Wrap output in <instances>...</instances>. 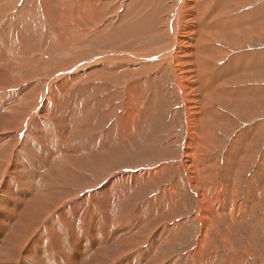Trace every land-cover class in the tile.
I'll use <instances>...</instances> for the list:
<instances>
[{"label": "rangeland", "instance_id": "1", "mask_svg": "<svg viewBox=\"0 0 264 264\" xmlns=\"http://www.w3.org/2000/svg\"><path fill=\"white\" fill-rule=\"evenodd\" d=\"M61 1L72 22L50 26L48 16L62 17L59 3L36 0L33 16L28 4L22 15L10 8L13 20L2 26L11 33L21 22L14 48L26 56L54 32L62 39L68 24L69 50L56 56L57 45L54 58L44 57L49 75L69 73L42 96L58 134L51 140L39 131L49 141L40 145L48 160L70 151L73 158L75 148L83 154L70 160L69 173L33 159L10 170L0 159L8 184L0 201L21 200L25 191L44 199L11 237L8 210L16 203L0 204V250L9 254L0 264L27 256L38 262L23 264H264V0ZM154 53L170 60H147ZM47 81L41 75L36 89ZM73 116L77 132L61 139ZM17 151L28 161L30 149ZM54 205L65 207V219L47 217Z\"/></svg>", "mask_w": 264, "mask_h": 264}, {"label": "bare ground", "instance_id": "2", "mask_svg": "<svg viewBox=\"0 0 264 264\" xmlns=\"http://www.w3.org/2000/svg\"><path fill=\"white\" fill-rule=\"evenodd\" d=\"M6 3H5V2ZM0 0V35H2V39L0 40V47H3V48H9V46H11V50L10 52L8 53V55H3V54H0V159L4 160L7 158V166L10 167V170L13 169L15 170L16 169H19L22 165H25V164H28V167L30 168L31 165H32V159L35 161V162H38L40 161V163H43V164H46V163H49V165H52L58 169H63L65 170V172L69 173L67 171V167L69 166V164L71 163L70 160H73L74 158H78L80 155H82V151L80 148H75L74 152H78V155L74 156L73 158H70L68 156H70L72 153L71 151L66 153V154H63V155H58L56 156L55 158L52 160V158L50 160L49 157L46 158V151L44 149L41 148V145L40 143L41 142H45V143H49L48 139L43 137L42 135L39 134V131H43V132H47V137H51V140H52V134H58V129L55 128V123L56 121H54V117L50 116V117H47L43 112V108H44V105L45 103L42 101V96H44L45 94L47 95V93L51 90V85L52 83H54L55 81H57L58 79L62 80L64 79L65 77H68V73H69V68L67 67L66 69L64 70H57L56 72H53L52 75H49L48 71H50V68H51V63H48L47 60H45L44 57H51V58H54L52 56V52L55 51V46L58 45V48H61L62 47V50L59 51V53L55 54L56 56L58 55H61L63 53V50H67L68 45H70V43L73 41V39L71 40L70 38H68L67 35H69L68 33V24L65 25L64 27H61V29H64L62 31L63 34V37L62 39L58 38L59 36L54 34V40L53 39H50L47 41V46L45 45V48L44 46L41 48V49H37L36 52H33V53H30L31 55H26V56H22L18 53L15 54V43L17 41V39L20 41L19 37L22 38L24 37V35L22 34V31H21V25L20 21L17 20V21H13V31L11 33L8 32V28H6L5 26H2L4 25L3 24V21H12L13 19H10L8 18L7 14H9L11 11H14L16 10L17 11V15H22V12L24 11L25 9V6L26 4L27 5V15H32L34 14V6L32 5V3L35 4V7L37 8L36 6V3L38 2H35L36 0H22L19 5V7L17 8V3L18 1L20 2V0H17V3L15 5H13V0ZM41 2H43V0H40ZM138 1V0H136ZM15 2V1H14ZM54 2V0H53ZM68 2V1H67ZM135 2V1H134ZM139 2V1H138ZM144 2V0H143ZM56 3L58 4L59 3V6H60V9H61V12H62V17L58 20H55V18L53 16H48L49 18V25L52 26L54 24H57L58 26H62V23H63V19L64 18H69L70 17V13H68V9H67V5L69 4H65L64 2H62L61 0H56ZM55 3V5H56ZM137 3V2H136ZM135 3V5H136ZM146 3V2H144ZM49 4V3H48ZM101 4V3H100ZM140 4V3H138ZM142 4V3H141ZM147 4V3H146ZM53 5V6H55ZM13 6V7H12ZM58 6V5H56ZM58 6V7H59ZM107 6V5H106ZM138 6V5H136ZM48 7V5H47ZM69 7V6H68ZM14 9V10H11L9 13V9ZM156 11L154 12H157L159 8V5H156L155 7ZM49 9V8H48ZM53 9V8H52ZM136 9V8H135ZM138 9V8H137ZM26 10V9H25ZM36 10V9H35ZM57 10V9H56ZM152 10V8H151ZM162 10V8H161ZM59 12V10H57ZM138 11V10H137ZM139 11H141V9H139ZM144 11V9L142 10ZM141 11V12H142ZM40 12V11H39ZM162 12V11H161ZM41 13V12H40ZM107 13V12H106ZM147 13H150V12H147ZM153 13V12H152ZM177 13V12H176ZM55 14H57L55 12ZM63 14H65V16H63ZM117 14V13H116ZM160 14V13H159ZM24 15V14H23ZM75 18V15L72 14ZM109 15V14H108ZM120 15V14H119ZM177 15V14H176ZM10 16H14L13 14L11 15L10 13ZM36 16V15H35ZM58 16V15H57ZM77 16V15H76ZM146 16V14H145ZM151 16V14H150ZM162 16V15H161ZM28 17V16H27ZM78 17V16H77ZM149 17V16H147ZM152 18H157L155 17L154 15L151 16ZM8 18V19H7ZM12 18V17H11ZM20 18V17H19ZM36 18V17H35ZM71 18V19H70ZM69 18V21L72 22V16ZM73 18V19H74ZM147 19V18H146ZM163 18H160V21H162ZM16 20V19H15ZM37 20V19H36ZM35 20V21H36ZM125 20V18H124ZM123 20V22H124ZM148 20V19H147ZM153 20V19H152ZM156 20V19H154ZM158 20V19H157ZM150 21V19H149ZM103 22V21H102ZM121 22V20H120ZM118 22V24L120 23ZM144 22V21H143ZM5 23V22H4ZM16 28L14 29V24H16ZM47 23V22H46ZM74 23V21H73ZM114 23V21H113ZM154 23V21H153ZM75 24H76V19H75ZM112 24V23H110ZM118 24H117V27H118ZM124 24V23H123ZM143 24V23H142ZM145 24V23H144ZM147 24V23H146ZM138 25V24H137ZM140 25V24H139ZM138 25V26H139ZM152 25V24H150ZM149 25V27H150ZM114 26V25H113ZM141 26V25H140ZM139 26V29L141 30V27L140 28ZM145 26V25H144ZM155 26V25H154ZM154 26L152 28H154ZM96 27V26H95ZM156 27V26H155ZM12 28V27H11ZM110 28V27H109ZM119 28V27H118ZM151 28V27H150ZM158 28V26H157ZM47 29V28H46ZM133 29V28H132ZM12 30V29H11ZM130 29H128V31L126 30V32H130L129 31ZM136 30V29H135ZM138 30V28H137ZM136 30V31H137ZM125 31V30H124ZM147 31V30H146ZM133 32H131L132 34ZM136 33V32H135ZM141 33V31L139 32ZM121 34H124V33H121ZM129 34V33H127ZM157 34V33H156ZM76 35L77 37L81 36L84 37L83 33L79 32V30H76ZM97 35H99V33H97ZM126 34L122 35V36H125ZM139 35V34H137ZM141 35V34H140ZM121 36V37H122ZM72 37V35H71ZM97 37V36H96ZM119 37V38H121ZM28 38V36H27ZM80 38V40H81ZM85 38V37H84ZM123 38V37H122ZM79 42V41H78ZM84 42V41H83ZM20 43L22 44V41H20ZM25 43V42H24ZM63 43V44H62ZM83 44V43H82ZM115 43H112L110 45H114ZM104 45V44H103ZM116 45V44H115ZM78 46V45H76ZM81 46V45H80ZM21 47V46H19ZM107 47V46H106ZM83 48V47H82ZM69 50V49H68ZM81 50V49H80ZM78 51V50H77ZM106 55V54H105ZM55 56V57H56ZM147 57V60L149 61H153V59L155 60H165L168 62V60H170V57L167 53H154L153 54H149V55H146ZM150 57V58H149ZM49 59V60H52V59ZM109 58V57H108ZM111 58V57H110ZM115 58V57H114ZM113 58V60H114ZM142 58V57H141ZM140 58V59H141ZM107 59V58H106ZM174 59V58H173ZM109 60V59H108ZM112 60V59H111ZM155 60V61H156ZM55 61V60H53ZM131 61V60H130ZM108 62V61H107ZM137 62V60H136ZM170 62V61H169ZM105 63V62H104ZM125 63V62H124ZM133 63V61H132ZM171 63V62H170ZM131 65V64H130ZM133 65V64H132ZM137 65V64H136ZM148 65V64H147ZM172 65H175V64H172ZM171 65V66H172ZM143 66V65H142ZM145 67V66H144ZM103 69V68H102ZM145 69V68H144ZM76 70V69H75ZM101 71V70H100ZM75 72V71H74ZM79 72V71H78ZM77 73V72H76ZM75 73V74H76ZM74 74V75H75ZM41 75L44 77V78H47L48 81L46 83H44L42 85V87L40 88V92L36 89V86L39 85L40 83V77ZM82 75H80L81 77ZM14 84H16L17 86L15 87L16 90L15 91H11V89L14 87ZM40 87V86H39ZM82 91V90H81ZM204 92V91H203ZM80 94V93H79ZM78 101V100H77ZM80 101V99H79ZM151 105V104H150ZM80 107V106H79ZM26 109V110H25ZM24 111H27L26 113H24ZM18 112H20L18 114ZM75 112V111H74ZM76 114V113H75ZM40 116H44V117H47L48 120L46 121V124H44L41 120V117ZM72 116V115H71ZM75 116H73L72 118V128L70 129V132H62L60 133V136H61V139H63V137H67V138H70L71 136V133H72V130H75L74 132H77L76 131V127H78V122L76 121V118H74ZM57 119V118H55ZM59 123V122H58ZM78 130V129H77ZM116 131V129H115ZM115 133V132H114ZM118 134V132L116 133ZM55 135V136H56ZM23 139H27L29 141V144H27V142H25ZM13 146V150L9 151V153H7L9 147H11L10 145ZM71 145V144H70ZM67 146H69L67 144ZM14 147L16 148V150H14ZM116 148V147H115ZM17 149H24L26 150V152H28V150L30 149V152H29V155L27 156L28 158V161L26 160V157H24L23 155H21V158H22V161L20 162V153H18ZM41 149V150H40ZM40 152L38 154H36V152ZM18 153V154H17ZM92 153V152H90ZM89 153V154H90ZM107 154V153H106ZM13 155H15V157H12ZM35 156V157H34ZM96 156V155H95ZM85 157H82L81 159L83 160ZM17 160H19L17 162ZM15 164V165H14ZM0 170L2 168V163L0 164ZM7 166L5 168H7ZM44 167H46V165H44ZM75 167H77V169H80L81 167L79 165H76ZM4 168V169H5ZM51 167H49L50 169ZM48 169V170H49ZM9 170V171H10ZM30 171H28V174H30ZM40 171H43V169H40ZM12 172V171H11ZM16 172V171H15ZM58 172V171H57ZM64 172V173H65ZM9 173V172H8ZM61 173V172H59ZM42 174H45L46 175V172H42ZM58 174V173H57ZM54 175V174H53ZM56 175V174H55ZM59 175V174H58ZM6 176L7 174L3 171L1 174H0V185L1 187L0 188H3L4 190L8 187V184H7V179H6ZM67 176V175H66ZM45 177V176H44ZM56 177V176H55ZM63 177V176H62ZM39 178V177H38ZM61 178V177H60ZM71 178V177H70ZM57 179V178H56ZM64 179V177H63ZM67 180H69L68 178H65ZM71 180V179H70ZM54 181V180H53ZM56 181V180H55ZM61 182H62V179H61ZM40 183V181H39ZM21 184V183H20ZM55 184V183H54ZM30 185V183H29ZM25 188V187H24ZM56 188V186H55ZM8 189V188H7ZM113 189V188H112ZM30 190V189H29ZM10 190H8L9 192ZM52 191V189H51ZM54 191V189H53ZM55 191H57L55 189ZM54 191V192H55ZM7 192V194H8ZM26 192V191H25ZM25 192H23L22 194H24L25 197H28L27 200H25V197L24 198H21V200H16L14 199L12 196H5L8 200L10 199V202H14L16 203V208L13 209L12 207L9 208V212L8 214L12 215V218H13V221L11 220V225L9 226L10 227V232H6V236L7 237H11V234L13 233V231L16 232V230L18 229L19 226H21L24 222V220L27 218V212L28 211H31L32 207L37 205L39 206V202L44 200L42 198H39V199H34L35 196L34 195H29V196H26L25 195ZM28 192V191H27ZM33 192V191H32ZM107 192V191H106ZM46 193V192H45ZM59 193V191H58ZM103 193V192H102ZM111 193V192H110ZM118 193V192H117ZM44 194V193H43ZM51 195V193H50ZM49 195V196H50ZM55 196H57L56 194H54ZM61 196V194H59ZM58 195V196H59ZM96 195H100V194H96ZM105 195V194H104ZM112 195V194H111ZM19 197V196H18ZM44 197V196H43ZM52 197V196H51ZM17 198V197H16ZM37 198V197H36ZM82 198V197H81ZM87 197H85V200H86ZM19 199V198H18ZM60 199V198H58ZM61 200V199H60ZM78 200V199H77ZM76 199L72 198V201L73 203L72 204H75V202H77ZM83 200V198H82ZM81 200V201H82ZM54 201V200H53ZM63 201V200H62ZM79 201V200H78ZM10 202L8 203L10 205ZM22 202H24L22 204ZM52 202V201H51ZM58 202V201H57ZM7 203H4L3 201H0V204H6ZM31 203V204H30ZM42 204V203H41ZM59 204V202H58ZM60 205V204H59ZM63 205V204H62ZM25 206V207H24ZM58 206V205H57ZM72 206V205H71ZM55 207V205H54ZM83 207V206H82ZM23 208L25 211L23 212L22 214V211H23ZM80 208V207H79ZM85 208V206H84ZM35 209V207H34ZM82 209V208H81ZM49 212V214L47 215V217H53L52 215L54 213H60L63 215L64 219H65V215L68 214V211L65 209L64 206H61V207H55L54 209H49V210H46ZM79 211V210H78ZM103 211V210H102ZM89 212V211H88ZM25 213V216L23 218V215ZM30 214V213H29ZM59 215V214H58ZM87 215V214H86ZM23 218V219H22ZM54 218V217H53ZM68 218V217H67ZM86 218V217H85ZM92 218V217H91ZM94 218V217H93ZM88 219V217H87ZM48 220V219H47ZM21 221V222H20ZM87 222V220H85ZM84 221V222H85ZM96 221V219H95ZM20 222V223H19ZM51 222H54V220H52ZM90 222V221H89ZM19 223V224H18ZM64 222H62L63 224ZM66 223V222H65ZM97 223V222H96ZM74 224V223H73ZM90 225V224H89ZM55 226V223L52 224V228ZM52 229H50L47 234H49L51 232ZM2 231H5V230H2ZM90 231V230H89ZM55 233V230H52L51 232V235H54ZM76 233V232H75ZM48 236V235H47ZM13 239V237H12ZM16 242V239H14ZM102 241V240H101ZM54 243V242H53ZM103 243V242H102ZM21 246V245H20ZM19 246V247H20ZM95 246V245H94ZM101 247V246H100ZM24 248V247H22ZM21 248V249H22ZM100 249V248H99ZM98 249V250H99ZM5 250V249H3ZM109 250V249H108ZM68 251V250H67ZM107 251V250H106ZM7 252V251H6ZM10 253V252H9ZM68 253V252H67ZM66 253V254H67ZM65 254V253H64ZM97 254V253H96ZM99 254V253H98ZM113 254V253H112ZM7 258V256H9L8 253H4L0 250V263L1 262H5V256ZM111 255V254H109ZM112 256V255H111ZM46 257L48 258H51V255H49V253L46 252ZM45 257V259H46ZM11 258V257H10ZM24 259H27V260H30V261H36L38 262V260L31 256L28 258H23L21 261H19L18 263L16 264H23ZM40 261V260H39ZM36 264V263H34ZM98 264V262H97Z\"/></svg>", "mask_w": 264, "mask_h": 264}]
</instances>
